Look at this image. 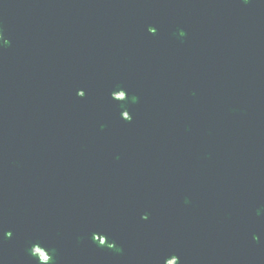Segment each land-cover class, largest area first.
Instances as JSON below:
<instances>
[{
  "label": "water",
  "instance_id": "1",
  "mask_svg": "<svg viewBox=\"0 0 264 264\" xmlns=\"http://www.w3.org/2000/svg\"><path fill=\"white\" fill-rule=\"evenodd\" d=\"M0 264H264V0H0Z\"/></svg>",
  "mask_w": 264,
  "mask_h": 264
},
{
  "label": "snow or ice",
  "instance_id": "2",
  "mask_svg": "<svg viewBox=\"0 0 264 264\" xmlns=\"http://www.w3.org/2000/svg\"><path fill=\"white\" fill-rule=\"evenodd\" d=\"M157 32V28L156 27H153V32L152 33H156ZM83 96H85V94H81V97H83ZM144 219H148V217H145ZM7 235L9 236V237H11L12 235H13V233L11 232V231H9L8 233H7Z\"/></svg>",
  "mask_w": 264,
  "mask_h": 264
}]
</instances>
